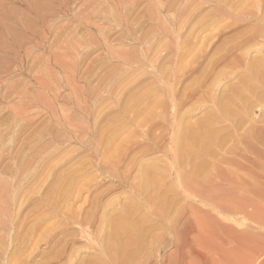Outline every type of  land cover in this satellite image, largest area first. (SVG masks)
<instances>
[{
	"label": "rangeland",
	"instance_id": "1",
	"mask_svg": "<svg viewBox=\"0 0 264 264\" xmlns=\"http://www.w3.org/2000/svg\"><path fill=\"white\" fill-rule=\"evenodd\" d=\"M84 1L85 0L81 1L79 4L72 5L68 17L65 20H55L52 23L51 27L53 29L59 30L60 34H58L56 37H53V40L51 37L46 40L44 39L43 41H37V43H40L38 45L39 48L31 54L30 60L28 61L29 64H27L25 68L17 71V73L10 72L5 77L4 86L0 91V172L4 173L3 176L0 173V176H2L0 177V179L3 182L5 181L7 183V188L9 187L7 189V194L9 197H11L12 195L11 198H13V193H9V190L12 192L17 190V187L14 185L17 178H25L24 176H26L27 173L31 174V170L34 171L38 164L39 166H42L40 164V161L42 163V159L44 158V156L46 157L45 152L47 153L48 151L50 156L52 157L51 160L53 161V163L51 164H55L56 166H58V175L60 174L59 172H61V175L65 176L62 177L63 182L65 181L64 178H69V176L72 175L74 171H76L75 169H78L76 171L77 176L74 180L75 187L73 184V186L70 188V194L73 196L76 194L77 196L74 200L76 202L74 203V207H77L78 204L80 205L84 199H87L89 201L95 195V193L97 194L99 190L100 192L106 190L104 192L102 201H104L107 205H109L110 203V205L108 206L109 208L106 210L110 213L119 209H124V205L125 207H127V205L132 201L131 194L127 188H123V193L122 188L116 187V184L118 183L115 180H112V178L109 176L110 172L114 171L115 167L118 165L119 171L121 173L124 171L125 173L129 165L131 166L138 161H141L142 163L153 161L158 166L165 167L172 163L171 166L175 165L173 168L176 169V164L172 162L173 160L171 158L174 154L172 153V138L177 122L183 121L186 124L197 125L199 123L198 121H204V119H206L209 115L214 113V111L219 109V102L223 100V97L225 98V96L227 97L228 94L233 93L234 89L236 90L238 85H240V78H242V76L244 75L243 71L246 70L245 67L248 63L247 61H250L253 58H264V25L262 24L263 27L259 25V27L257 26L256 22H243L244 24H240L236 21L237 19L234 18L236 17L235 10H238L240 8L245 12L250 11L251 13L254 12L260 15V13H263L264 11V0H261V2L263 1V3L259 2L260 0H88L83 5ZM222 1H226V4ZM243 1L247 3V6ZM133 2L136 3V6L131 8L130 5ZM217 2H219V4ZM253 2H256V4L254 5ZM0 3L5 2L4 0H0ZM222 3L225 5L222 6ZM259 3L261 8L258 5V7H256L257 9L255 8L257 11L254 9L256 12L251 9V5H254V8ZM217 4L219 6L221 4L224 9L221 6L220 7L222 9L218 7ZM238 4L240 5L238 6ZM246 8H250V10ZM259 8L261 10L263 8L262 12L261 10H259ZM223 10L228 11L227 13H225L226 11L224 12ZM220 13H222V15H220ZM215 17L218 18V20H215ZM239 18L240 17H238V20ZM82 22L83 24H93V28L99 32H95L94 30L86 28L82 25ZM57 27L60 29H58ZM260 29H262L263 32ZM257 30L260 31V33L262 32L261 34L263 35V37L260 33L259 37L255 36L257 34L255 31ZM104 39H107V43L105 44L103 42ZM176 39L177 41L179 40V43H176ZM256 39L258 40V43ZM142 40L148 41V43L145 41L143 42ZM240 40L242 41L243 46ZM243 40L247 41L244 42ZM185 41L186 43H184ZM158 42L160 43L158 44ZM183 43L186 44V46ZM188 43H190L191 45ZM180 44L181 46H179ZM182 44L184 45L185 49L183 48ZM249 46L255 47L254 49H256L258 52L254 50L253 47H251L253 51L251 50V48L248 50L247 48ZM140 48L143 50H141ZM175 48H179V50ZM186 48H188L189 51L187 50L186 52ZM132 51H135L134 53H136L137 55L140 53L139 56L142 53L141 57H144L138 58V56L134 54L136 58L134 57V59L131 60V63L135 60V63H137L136 65H138L140 62L137 68L138 70H136L137 66L135 65V63L131 66L135 68L134 70H136V72L132 69L134 71L133 72L127 64H123L121 63V61L116 60V58H112V56H118L120 55V53L121 55H124V53L133 55ZM142 51H144V53H150V59L149 57H146V53V56H144V53ZM181 52L186 53L182 54ZM224 54H226L228 57L225 63L222 64L223 66L220 65L218 67H213L208 64L212 59H217V56L220 57ZM141 59H143V61ZM147 59L150 63L146 62ZM48 61L52 62L53 66L50 65L48 66V68H45L44 63ZM193 61H195L196 63H194ZM178 63H181V65L179 66ZM191 63L193 64V66H190L192 65ZM176 65L179 68H176ZM182 65H184V68L182 67ZM194 65H196V67ZM163 67H165V70H163ZM143 68L145 69L143 70ZM180 69L182 71H180ZM175 70L177 72L176 74L171 73L175 72ZM162 71H164V73H162ZM169 71L170 73H168ZM234 71L235 73H233ZM141 72L144 75H142ZM181 72L182 74H184L180 75ZM160 74L166 75L163 76ZM171 74L173 75V78L170 77ZM218 74L219 76L222 74V77L220 76L221 80ZM37 76L39 77L40 81L42 80L39 83L33 81ZM181 76L183 78H181ZM216 76L218 77V79H216ZM174 77L176 78V80ZM169 78H171V80ZM169 80L172 82V84ZM212 80L214 83L212 82ZM167 81L169 82L167 83ZM175 81H178V83H176ZM217 82L219 84H217ZM108 83L111 85V87H109L110 85ZM113 83L114 85H116L115 87L113 86ZM117 83L120 86H118ZM170 85H174V87L176 88L173 89L172 87L171 89V87H169ZM195 86L197 87L195 88ZM210 86L212 87V89L210 88ZM47 88L48 91H46ZM204 88L205 91H208L207 89L210 88V92L207 94V92L203 91ZM185 89L186 91L189 89L190 90L186 92ZM171 91H173L174 93L177 92V94H174V101H179L180 106H173V104L176 102L170 101L171 98H169V94L173 93ZM192 92L194 93V97ZM184 94L187 95L185 96ZM199 95H201L202 97ZM204 96L208 97L203 98ZM185 97H187L188 99ZM131 99H133V109L129 108L130 110H126L127 104ZM151 99H154L153 102ZM247 99V102H244L245 99L241 102H244V104L246 105H248L247 103H252V110L250 109L249 112L247 111V113H242V111H244L242 108H244L245 105L243 104V106H240L242 105V103L238 104L239 102H237L235 103V106H233L235 107V113L233 112V115L227 116L226 119H224V117H220L223 120L218 118L219 121L218 119L215 121L214 126L220 140L219 143L214 146V149L215 147H217L218 154H220L218 157L214 155V157L216 156V158H218L217 161L216 159L215 161H212V159H210L213 158V155H210L212 157H207V161L209 162V164H207L208 166H206L205 171L207 175L206 177H204V173L201 176L202 178L200 177L197 180L199 182H197V185L201 187V189L203 188L202 186H209L207 184L211 179L209 180L208 178H213L219 173V170L221 169L220 165H223V171L220 170L222 175H220L221 173L218 174L219 179L220 177L223 178L224 176H227V174L224 172V167L226 166V164H221L222 161L221 159H219L220 155V158L223 159L224 157H227V154L231 152L232 148L237 153L240 151L244 152L246 149V153L249 152L248 155L254 158V156H252L253 153L251 152H254L256 149L261 147L258 143H250L248 139H244L246 140L245 142L241 141L244 136L247 135L246 133H244L245 130V132H252L257 130L256 135L258 136H261V134L264 133V95L258 98L251 96ZM162 100L163 102L158 105V102ZM214 106L218 108L215 110ZM239 107L242 108L240 109ZM149 110L150 113H148ZM236 110L240 112H237L238 114H236ZM127 114L129 116H127ZM113 119H116V121L113 122ZM222 121L225 123V125ZM254 124L255 126H253ZM117 125H120L118 129H116ZM250 126L251 128H248ZM109 132L113 133L111 134L113 135L111 138L107 137ZM225 134H227V138ZM224 138L226 139L224 140ZM120 142L122 143V145ZM242 142H244V144ZM115 146H118L117 150L112 148ZM234 146L237 147V151L236 147L234 149ZM41 148L42 150H44L42 151ZM222 149H224V152H227H225L224 154ZM106 150L108 151V153ZM217 150L215 149L213 151V154L217 153L215 152ZM43 153L45 154L44 156H42ZM108 154L117 156L115 160H117L118 162L115 160H113L112 162ZM231 156L232 155L229 154V157ZM40 157L41 160L39 161L38 159H40ZM29 159L33 161V163H30ZM260 159L259 164L260 166H262L264 164V159L262 163V159ZM23 160L25 162H23ZM219 160L221 161V163L218 164V171H214L212 167L213 165L211 166V164L214 162L218 163ZM132 161L134 162L131 163ZM32 164L36 167H31L30 165ZM114 164H116V166H114ZM24 166L25 168H23ZM231 167H233V165ZM27 168L29 170L28 172ZM23 169H25V173L23 172ZM260 169H262V167ZM4 170L7 173H5ZM82 171L83 173H81ZM212 171L215 172L216 175L213 174ZM136 173V169L129 172V181L130 179L132 181ZM208 173H212L213 176L211 177ZM238 173H242V176L246 175L244 178H246L247 184H250V182L252 181L257 182L258 186L261 184L259 186L261 189L259 187L258 188L262 192L253 198L254 203H249L247 199L245 200V198H243L242 200L241 198H237V196H228L230 197V199L225 198V201H227L228 199L229 202H225L223 200L224 203L230 204V208L231 206L237 207V205L238 207H245V209H239H241L242 211L244 210L243 212L246 215H244L241 210L232 212V210H229L230 208L226 209L225 207V212L223 210V213H221L218 208V211H216L219 213H216L215 208L208 205V203H205L203 197L199 195V193H197L195 196L199 195L201 197H189L186 196V194H178L171 191L169 193L170 195L167 196L170 205L168 206L166 211L165 222H163V220L153 218L151 219V221H149V223L145 225L147 226L149 224L147 235L140 241V244L138 245V251L133 252L132 249V253L130 254V256H132H129L130 259L128 258L125 264H264V230L261 228L262 224L264 223V221L262 220L264 219V206H257L256 203L257 201L261 202L262 199L264 200V177H262L264 175H262V172H259L262 176L258 172L256 174H250V171H248V173L246 172V174L244 175L243 173L245 172H236L235 174ZM16 175H19L21 177L17 176L16 178ZM251 175L255 176L254 178L257 179L251 178ZM51 176H53V173L50 175V178H52ZM174 177L175 173H172L170 177L165 176L164 181L167 185H173L174 187L176 184L175 188H178V183L173 180ZM204 178L205 180L206 178L209 180L208 183H206L207 181H204ZM95 183L100 186V189L96 188V186L94 185ZM220 184H222L221 180ZM210 186L212 187V183ZM10 187L11 189L15 188L16 190L14 189L13 191L10 189ZM204 188H206L205 190H207V187ZM84 189L90 190L85 192L86 190ZM208 189L210 188L208 187ZM111 192L113 193L111 194ZM116 192H119L120 194H116ZM121 193H123V195H121ZM125 195L127 196V199L124 197ZM112 196L113 200L111 198ZM129 198H131V200ZM220 198L222 199L223 196H220ZM3 199L0 202L1 204L3 203V201L6 202L7 198L5 200ZM8 199L10 200V198ZM221 199L219 201H222ZM239 199H241L243 203ZM87 200L86 204L88 203ZM108 200L111 201L109 202ZM12 202L10 200L8 201V204L11 206ZM240 202L242 204L239 205L238 203ZM70 203V201H65L66 205ZM63 204L64 202L61 203V205ZM86 204H84L83 207L84 211L90 208V205H88V208ZM189 204L191 205V207H189ZM246 204L248 207L245 206ZM9 205L6 209L3 208L5 212L6 210H9L6 213L4 211H1L0 209V264H10L8 262L12 263L14 261H16L14 262L15 264H18L17 262L20 259L22 260V262L19 264H23L24 260L22 257H24V254L20 255L19 251L17 252L16 250L17 241L15 239V234L18 230L16 228L14 229L13 226V223H15L17 220V217L15 216L17 209L14 205L12 207L15 208L9 207ZM115 205H118L119 209L118 206ZM113 206L115 209L113 208ZM143 210L146 211V209ZM143 210L139 209L135 211L136 213H133L136 216L138 212V216H132L133 218H136H134L135 221L140 219V215H144L142 213L144 212ZM106 211L105 209L101 210L99 212L100 215L98 214V216H103ZM3 212L6 214V216H4ZM192 214L193 217L190 216ZM13 218L15 220H13ZM11 219L12 221H10ZM2 220L3 223L6 220L10 221V223L12 222V224L10 225H12L11 227L14 230L11 227H5L6 223L8 224V222H5L3 224ZM208 220L210 221L208 222ZM218 220L220 221L218 222ZM54 221L52 219H48L45 222L51 223ZM210 225L212 227H210ZM96 226L97 225L95 224L94 227L96 228ZM94 227L91 232L92 234H95L96 237H98L101 234V232L99 231L100 228L98 229L97 227L95 229ZM189 227H192L193 229H189ZM227 227H229V229ZM6 228L10 229L11 232L10 230L7 231ZM1 230L5 231L2 232ZM173 230H175V232L177 233L180 232L178 233L180 235V238L178 239L182 243V247L179 250V253L175 252V248L173 246V242H175L176 239V234L173 233ZM230 230L232 232H230ZM212 231L215 236H213V233L210 234V232ZM234 231L237 233H235ZM8 233H10V235ZM218 234H221V236H219ZM41 236H43L45 240L42 239L43 241H41L39 236H36V238L38 237L40 243H38V247L36 246L37 248L35 249V255L33 254L34 260L38 262V260L41 259L40 255L41 257H44V260H49H45L46 262H44V264H55L57 262V258L61 257L63 259L66 258L64 261L67 260L69 249L62 253L61 251H58L56 250V248H54V243L63 238L61 234L57 235V237H54L50 245H48L49 243L47 242L50 241L49 235L42 234ZM234 236H236V240ZM181 237L184 239V241ZM13 239L14 241H16L15 243L13 242ZM35 240L38 241L34 238L33 241ZM31 243L34 244V242ZM83 243L84 240L83 242H77V244L73 245L72 247H80L79 249L81 251L84 250L81 255L85 257H89L90 255L97 253L95 248H84L85 244ZM33 244H30L31 246L27 248V253L30 252V247L33 248ZM88 245L90 246L92 244ZM13 248L15 249L12 251ZM16 252L19 255H14L16 254ZM46 252H48L49 254L47 253L46 256H42V254H46ZM50 252H57V255L55 254L51 257ZM48 255L50 257H48ZM16 256H18L17 259H15ZM53 257H55L56 260L55 258L54 260H52ZM254 258L256 259L254 260ZM77 262L79 263V261ZM77 262L75 261L76 264H78Z\"/></svg>",
	"mask_w": 264,
	"mask_h": 264
},
{
	"label": "bare ground",
	"instance_id": "2",
	"mask_svg": "<svg viewBox=\"0 0 264 264\" xmlns=\"http://www.w3.org/2000/svg\"><path fill=\"white\" fill-rule=\"evenodd\" d=\"M81 1L83 0H4L5 3H0V91L4 86L5 83V77L10 73H17V71H20L21 69L25 68L27 66L28 61L30 60L31 54L37 50L39 48V44L37 43V41H43L44 39H49L52 37H56L58 34H60L59 30L53 29L52 23L55 20H65L68 17V14L70 12L71 6L72 5H76L79 4ZM88 0H85L83 5L87 2ZM114 1V0H112ZM240 1V0H239ZM238 1V2H239ZM245 1V0H244ZM243 1V2H244ZM256 1V0H254ZM259 1V0H257ZM226 4V1H222ZM242 2V1H241ZM240 2V3H241ZM261 2V0L259 1ZM219 4V2H217ZM254 5L256 4V2H253ZM263 3V1L261 2ZM108 4V3H107ZM217 4L218 7L220 6ZM222 3V6L225 5ZM243 4V3H242ZM244 4L246 5L247 3L244 2ZM228 5V4H227ZM235 5V4H234ZM240 4H238L239 6ZM251 5L250 7H252L251 9H255L256 7H258V5L260 6V3L257 4L254 8ZM264 5V4H263ZM262 5V6H263ZM136 6V3L133 2L130 7L133 8ZM221 6V7H222ZM233 6V5H232ZM247 6V5H246ZM216 7V6H215ZM220 7V8H221ZM228 7V6H227ZM249 7V6H248ZM219 8V9H220ZM223 8V7H222ZM221 8V9H222ZM229 8V7H228ZM227 8V9H228ZM232 8V7H231ZM239 8V7H238ZM261 8V6H260ZM259 8V10H261ZM216 9V8H215ZM220 9V10H221ZM224 9V8H223ZM226 9V8H225ZM236 9V8H235ZM245 9V8H244ZM248 9V8H246ZM257 9V8H256ZM255 9V10H256ZM219 10V12H220ZM250 10V8L248 9ZM254 10V11H255ZM263 10V8H262ZM261 10V12H262ZM201 11V10H200ZM224 11V10H223ZM222 11V13H223ZM226 11V12H225ZM224 12L227 13L228 10H225ZM247 11V10H246ZM257 11V10H256ZM255 11V12H256ZM232 12V11H231ZM260 12V11H258ZM212 13V12H211ZM222 13H220V15H222ZM224 13V14H225ZM110 14V13H109ZM230 14V13H229ZM233 14V13H232ZM236 14V15H235ZM235 16L240 17L238 20V17H234L235 19H237L236 21L238 23H250V22H256L257 26H262V24L264 25V11L263 13H260V15H258L257 13H251L249 12H245L243 10L240 9H236L235 10ZM192 19V18H191ZM206 19V18H205ZM212 19V18H211ZM218 20V18L215 17V20ZM221 19V18H220ZM57 22V21H56ZM86 22V21H85ZM181 22V21H180ZM235 22V21H234ZM233 22V23H234ZM215 23V22H214ZM221 24V23H220ZM239 24V25H240ZM244 24V23H243ZM82 25L85 26L86 28H89L91 30H94L95 32H99L96 31V29L93 28V24H89V23H84L82 22ZM93 25V26H92ZM214 25V24H213ZM216 25V24H215ZM230 25V24H228ZM227 25V27H228ZM234 25V24H231ZM211 26V25H210ZM259 26V27H260ZM226 27V28H227ZM230 27V26H229ZM232 27V26H231ZM238 27V26H237ZM240 27V26H239ZM263 27V26H262ZM261 27V28H262ZM58 28V27H57ZM225 28V29H226ZM264 28V27H263ZM60 29V28H58ZM223 29V28H221ZM233 29V28H231ZM238 29V28H237ZM256 29V28H255ZM259 29V28H258ZM262 30V29H260ZM257 34L255 36H260V31H255ZM260 33V34H259ZM100 34V33H99ZM215 35V34H214ZM262 35V34H261ZM212 36V35H211ZM149 37V36H148ZM201 37V36H200ZM207 37V36H206ZM218 37V36H217ZM263 37V35H262ZM261 37V38H262ZM215 38V37H214ZM132 39V38H131ZM161 39V38H160ZM213 39V38H211ZM218 39V38H217ZM247 39V37H246ZM263 39V38H262ZM171 40V39H170ZM189 40V39H188ZM242 40V39H241ZM240 40V41H241ZM257 40V39H256ZM255 40V43H256ZM106 41V42H105ZM143 41V40H142ZM145 41V40H144ZM143 41V42H144ZM160 41V40H159ZM194 41V40H193ZM212 41V40H211ZM244 42L247 40H243ZM264 41V40H263ZM104 44L107 43V39L103 40ZM148 43V41H145ZM161 42V41H160ZM158 42V44L160 43ZM179 43V40L177 41L176 39V43ZM197 42V41H196ZM153 43V42H152ZM186 43V41L184 42ZM183 43V44H184ZM238 43V42H236ZM235 43V44H236ZM258 43V40H257ZM43 44V43H42ZM143 44V43H142ZM150 44V43H149ZM148 44V45H149ZM154 44V43H153ZM186 46V44H184ZM190 44V43H188ZM187 44V46H188ZM193 44V43H192ZM204 44V42H203ZM242 44V41H241ZM245 44V43H244ZM141 45V43H140ZM178 45V44H177ZM191 45V44H190ZM210 45V44H208ZM212 45V43H211ZM262 45V43H261ZM181 46V44L179 45ZM178 46V47H179ZM193 46V45H192ZM207 46V45H206ZM223 46V45H222ZM236 46V45H235ZM241 46V45H239ZM243 46V44H242ZM42 47V46H41ZM251 47L253 46H249L247 49L249 50ZM167 48V47H166ZM180 48V47H179ZM179 48H175L177 50H179ZM193 48V47H192ZM210 48V46H209ZM234 48V46H233ZM255 47H253L254 49ZM141 49V48H140ZM148 49V48H147ZM146 49V50H147ZM164 49V48H163ZM182 49V48H181ZM185 49V48H184ZM223 49V48H222ZM232 49V48H231ZM143 50V49H141ZM139 50V51H141ZM151 50V49H150ZM148 50V51H150ZM183 50V49H182ZM188 48H186V52H187ZM230 50V48H229ZM252 50V48H251ZM256 50V49H254ZM145 51V50H144ZM144 51H142L144 53ZM185 51V50H184ZM189 51V50H188ZM193 51V50H192ZM201 51V50H200ZM253 51V50H252ZM257 51V50H256ZM133 52V51H132ZM135 52V51H134ZM132 53L133 55H129L128 53H124V55L120 53V55L118 56H112L113 59L116 58V60L121 61V63L123 64H127L130 69L134 70V67H131L132 64L134 65L135 60L131 63V60L134 59L135 55H137L136 53ZM152 52V51H151ZM184 52V53H186ZM208 52V51H207ZM217 52V51H216ZM242 52V51H240ZM258 52V51H257ZM146 53V52H145ZM144 56H146L147 58L150 56L148 53H146ZM182 53V52H181ZM182 53V54H184ZM194 53V52H193ZM224 53V52H223ZM239 53V52H238ZM246 53V51H245ZM135 54V55H134ZM140 54V53H139ZM139 54L137 55L138 58H144L141 57V55L139 56ZM179 54V53H178ZM229 54V52H228ZM201 55V54H200ZM214 55V54H213ZM220 55V54H218ZM233 55V54H232ZM245 55V54H244ZM177 56V54H176ZM183 56V55H181ZM185 56V55H184ZM264 56V55H263ZM227 55L224 54L223 56L218 57L217 59H212L211 61H209V65L211 66H220L223 63H225V61L227 60ZM232 57V56H231ZM136 58V57H135ZM213 58V57H212ZM150 59V57H149ZM178 59V58H177ZM184 59V58H183ZM34 60V59H33ZM143 61V59H141ZM173 60V58H172ZM239 60V59H238ZM140 61V59H139ZM149 60L147 59L146 62H148ZM155 61V60H154ZM178 61V60H177ZM231 61V59H230ZM157 62V61H156ZM155 62V64H156ZM182 62V61H181ZM194 63H196L195 61H193ZM247 65H246V70H242L244 72V75L242 76V78H240L241 82L240 85H238V87L236 88V90L232 89L233 93L228 94V96L225 98L223 97V100H221L219 102V109H217L215 106V110L214 113H212L211 115H209L206 119H204V121L200 122L197 125H190V124H186L183 121L181 122H177L176 128H175V132L172 138L173 141V146H172V150L171 152L174 153L172 156V162H174L176 164V169H174L173 167L175 166H171V164L167 165V167L165 166H158L157 164H155L153 161L151 162H144L142 163L141 161L136 162L134 164H132L131 166L129 165L127 170L121 173L118 169V165L116 166V164H114L115 170L110 172V177L112 178V180H115L118 184H116L117 188H127L131 194V198L132 201L128 204L127 202V207H125L124 205V209H119L118 205V209L116 211L113 212H108L106 211L110 205V201L108 202L109 205H107L104 201H102L103 197H104V192H100V190L97 192V194L95 193V195L88 201L87 199H84L82 201V203L76 207H74V203H76L74 200L76 199V192L74 193L75 195H71L70 194V188L73 186L74 184V180L77 176V170L73 172L72 175L69 176V178H64V182L61 175V172H59L60 176L57 173V168L58 166H56L55 164H51L53 163V161L51 160L52 157L50 156L49 152L47 151L46 157L44 156L45 154L43 153L42 156H44V158L42 159V163H41V157L40 159H38L40 161V164L42 166H33L30 165L31 167H36L35 170H31V174L27 173L26 176H24L25 178L23 179H19L17 178L16 175V184L14 183V185L17 187V190L14 191V189L10 187L11 190H13L14 192L9 190V193L11 192V194L13 193V198L12 195L11 197L8 196V188H7V183L4 181H2L0 179V202L1 200H5L6 198V202L3 201V203H0V209L1 211H4V209L7 208L8 201L11 200L12 204L11 206L9 205V207H12L13 205L16 207V217L17 220L15 223H13L14 225V229L16 228L17 232L15 234V239L17 241V245H16V250L17 252L19 251L20 255L24 254L23 260L24 263L23 264H44V262H46L44 260V257H41L38 260V262L36 260H34V253H35V249L38 247V243H40V241L38 240V237L36 238V236H39L40 240L43 241L42 239L43 235L48 234L49 235V240L47 241L50 245L52 243V239L54 237H57V235H62L63 238L61 240H58L57 242L54 243V248H56V250L61 251L62 253L67 251V249H69L68 252V256H67V260L64 261L65 259L61 258H56L53 257L52 260H55L54 263L55 264H74L75 261H79L78 264H125L127 262V259L129 258L130 254L132 253V249L133 252L138 251V245L140 244V241L143 239V237H145L147 235L148 232V228H149V224L147 226H145L147 223H149V221H151V219L156 218L158 220H163V222H165L166 220V211L168 206L170 205L169 200L167 199V196L170 195L169 193L172 192H176L178 194H186V196L189 197H194L197 193H199V195H201L205 201V203H208V205L212 206L215 208V211L219 210L221 211V213H223L222 211L226 208H230V204L229 203H224L225 198H229L231 196L235 197L237 196V198H241L243 200V198H245V200L247 199V201L249 203H254V197H256V195H259L262 191L260 190L261 188L258 186L257 182H250V184H247L246 178H244L245 176H242L241 172H245L243 173L246 174V172L248 173V171H250V174H256L257 172L259 173H263L262 175H264V164L262 166H260L259 164V159L261 160V163L264 159V133H260L261 136L256 135V131H247L244 133H246L244 136V138L241 141H246L244 139H248V141L250 143H258L260 144V148L256 149L254 152L252 151L250 155L254 156L250 157L248 155L249 152L246 153V149L244 152H235V150H233V148L231 149V152H229V154H231L232 156L229 157V154H227V157H224L223 159L219 157V159H221V161L219 160V162L217 163H212L211 166L213 167L214 171H218V164L221 163L224 165L226 164V166L224 167V172L227 174V176L225 177H220L218 174H220V170L223 171L222 166L220 165V170L219 173L216 175L215 172L212 171L213 174H215L216 176H214L213 178H204V181L206 183H209L207 185L209 186H202L207 187V190H205L206 188H202L199 187L197 184L199 183L197 180L205 173L206 171V166H208L207 164H209V162L207 161V157L210 155H213V158H210L212 156H210L209 158L212 159V161H217L218 158H216V156L218 157V148L215 147V149L217 151V153L213 154L214 152V146H216L219 143V137L217 135V131L216 128L214 126L215 121L220 118V117H224V119L227 118V116L229 115H233L232 113L234 112V108L233 106H235V103L239 102L238 104L242 103L243 106L244 102L248 101V97H261L264 95V58H253L250 61H247ZM150 63V62H148ZM153 63V62H152ZM45 64V68H48V66L52 65V62L48 61ZM137 63H135L136 65ZM140 64V62H139ZM138 64V65H139ZM179 66L181 65V63H178ZM192 64V63H191ZM138 65H136V70H138ZM144 65V64H143ZM142 65V66H143ZM207 65V64H206ZM229 65V64H228ZM227 65V66H228ZM236 65V64H235ZM234 65V66H235ZM141 66V65H140ZM150 66V65H148ZM155 66V65H153ZM177 66V65H176ZM190 66H193L190 65ZM196 67V65H194ZM223 66V65H222ZM174 67V65H173ZM182 67L184 68V65H182ZM187 67V66H186ZM225 67V66H224ZM229 67V66H228ZM142 68V67H140ZM139 68V69H140ZM154 68V67H153ZM152 68V69H153ZM165 67H163V70ZM176 68H179L178 66ZM175 68V69H176ZM231 68V67H230ZM145 68H143L144 70ZM182 69V68H181ZM180 69V71H182ZM192 69V68H191ZM208 69V68H207ZM224 69V68H223ZM234 69V68H232ZM237 69V68H236ZM241 69V68H240ZM119 70V69H118ZM126 70V69H125ZM132 70V71H133ZM136 70H134L136 72ZM155 70V69H154ZM179 70V69H177ZM193 70V69H192ZM225 70V69H224ZM228 70V69H227ZM226 70V71H227ZM231 70V69H230ZM131 71V72H132ZM133 71V72H134ZM157 71V70H156ZM155 71V72H156ZM174 71V70H173ZM179 71V72H180ZM184 71V70H183ZM186 71V68H185ZM222 71V69H221ZM126 72V71H125ZM132 72V73H133ZM144 72V71H143ZM188 72V71H187ZM219 72V71H218ZM224 72V71H223ZM237 72V71H236ZM162 73H164V71H162ZM170 73V71L168 72ZM176 74V70L175 72H171ZM215 73V72H214ZM225 73V72H224ZM228 73V72H227ZM235 73V71L233 72ZM116 74V73H115ZM142 74V72H141ZM182 74V72L180 73V75ZM184 74V73H183ZM182 74V75H183ZM213 74V73H212ZM230 74V73H229ZM227 74V75H229ZM232 74V73H231ZM108 75V74H107ZM131 75V74H130ZM144 75V74H142ZM149 75V74H148ZM158 75V74H157ZM160 75H166V74H160ZM205 75V74H204ZM211 75V74H210ZM222 75V74H221ZM220 75V76H221ZM224 75V74H223ZM234 75V74H233ZM141 76V75H140ZM168 76V74H167ZM173 75L171 74L170 77H172ZM215 76V74H214ZM219 76V74H218ZM219 76V77H220ZM225 76V75H224ZM131 77V76H129ZM138 77V76H137ZM151 77V76H150ZM200 77V76H199ZM217 77V76H216ZM222 77V76H221ZM220 77V80H221ZM228 77V76H227ZM234 77V76H231ZM102 78V77H101ZM109 78V76H108ZM120 78V77H119ZM118 78V79H119ZM173 78V77H172ZM175 78V77H174ZM179 78V77H178ZM181 78H183L181 76ZM210 78V77H209ZM208 78V79H209ZM229 78V77H228ZM239 78V77H238ZM111 79V77H110ZM113 79V78H112ZM137 79V78H136ZM162 79V78H161ZM160 79V80H161ZM171 80V78H169ZM218 79V77L216 78ZM224 79V78H223ZM169 80V81H170ZM176 80V78H175ZM203 80V78H202ZM215 80V78H214ZM219 80V82H220ZM34 82L39 83L41 82L39 77L37 76L34 80ZM113 81V80H112ZM136 81V80H135ZM139 81V80H138ZM167 81V83L169 82ZM196 81V80H195ZM199 81V80H198ZM217 81V80H216ZM103 82V81H102ZM121 82V81H120ZM151 82V81H150ZM157 82V81H156ZM171 82V81H170ZM176 83H178V81H175ZM213 82V80H212ZM134 83V82H133ZM132 83V84H133ZM163 83V82H162ZM174 83V80H173ZM214 83V82H213ZM109 84V83H108ZM112 84V83H111ZM165 84V82H164ZM172 84V82H171ZM209 84V83H207ZM217 84H219L217 82ZM215 84V85H217ZM110 85V84H109ZM108 85V86H109ZM118 85V83H117ZM134 85V84H133ZM152 85V84H151ZM200 85V84H199ZM212 85V84H211ZM214 85V86H215ZM237 85V84H236ZM113 86L115 87L116 85ZM120 86V85H118ZM130 86V85H129ZM160 86V85H159ZM176 86V85H175ZM183 86V85H182ZM192 86V85H191ZM111 87V85L109 86ZM152 87V86H151ZM165 87V86H164ZM169 87H174V85H170ZM186 87V86H185ZM197 86H195L196 88ZM203 87V86H202ZM130 88V87H129ZM168 88V87H167ZM206 88V87H205ZM205 88L203 91H205ZM210 88L212 89V87L210 86ZM209 88V89H210ZM111 89V88H110ZM183 89V88H182ZM200 89V88H199ZM207 89L208 91L207 94L210 92V90ZM214 89V88H213ZM50 90V89H49ZM150 90V89H149ZM169 90V89H168ZM190 90V89H189ZM187 90V91H189ZM195 90V89H194ZM201 90V89H200ZM46 91H48V88L46 89ZM112 91V90H111ZM114 91V90H113ZM147 91V89H146ZM154 91V90H153ZM163 91V90H162ZM186 91V89H185ZM186 91V92H187ZM202 91V90H201ZM173 92V91H171ZM185 92V93H186ZM195 92V91H194ZM199 92V91H198ZM147 93V92H146ZM177 94V92H175ZM174 92L171 94H169V98H171V102H176L173 104V106H180L179 105V101H174L175 97H174ZM184 93V91H183ZM189 93V92H188ZM193 93V92H192ZM204 93V92H203ZM113 94V93H112ZM115 94V93H114ZM122 94V93H121ZM155 94V93H154ZM161 94V93H160ZM191 94V91H190ZM199 94V93H198ZM206 94V93H205ZM206 94V95H207ZM213 94V93H212ZM1 95V94H0ZM117 95V94H116ZM185 96L187 94H184ZM197 95V94H196ZM202 95V94H201ZM199 95V96H201ZM210 95V94H209ZM3 96V95H2ZM110 96V93H109ZM136 96V95H135ZM203 96V95H202ZM201 96V97H202ZM215 96V94H214ZM224 96V95H223ZM116 97V96H115ZM142 97V96H141ZM161 97V96H160ZM166 97V95H165ZM164 97V98H165ZM182 97V96H181ZM193 97H194V93H193ZM198 97V96H196ZM195 97V98H196ZM208 97V96H204L203 98ZM111 98V97H110ZM154 98V97H153ZM162 98V99H164ZM187 98V97H185ZM191 98V97H190ZM200 98V97H199ZM198 98V99H199ZM202 98V99H203ZM112 99V98H111ZM135 99V98H134ZM188 99V98H187ZM220 99V98H219ZM244 102H241L242 100H244ZM107 100V99H106ZM117 100V99H116ZM152 100V99H151ZM154 100V99H153ZM152 100V102H153ZM186 100V99H185ZM197 100V99H196ZM209 100V99H208ZM213 100V99H212ZM215 100V99H214ZM236 100V101H235ZM250 100V99H249ZM101 101V100H100ZM114 101V100H113ZM184 101V99H183ZM146 102V101H145ZM155 102V101H154ZM162 101L158 102V105L160 103H162ZM165 102V101H164ZM169 102V101H168ZM178 102V104H177ZM181 102V101H180ZM215 102V101H214ZM103 103V102H102ZM166 103V102H165ZM132 104H133V99H131L126 107V110L129 108H132ZM154 104V103H153ZM167 104V103H166ZM216 104V103H215ZM234 104V105H233ZM248 105L244 104L245 107L242 108L244 111H242V113H247V111L249 112L250 109L252 110V103ZM163 105V104H162ZM185 105V104H184ZM187 105V104H186ZM144 106V105H143ZM161 106V105H160ZM218 106V105H217ZM195 107V106H194ZM213 107V108H214ZM233 107V109H232ZM140 108V107H138ZM144 108V107H143ZM174 108V107H173ZM212 108V109H213ZM240 108V107H239ZM240 108V109H241ZM109 109V108H108ZM123 109V107H122ZM133 109V108H132ZM237 109V108H236ZM130 110V109H129ZM139 110V109H138ZM143 110V109H142ZM210 110V109H209ZM152 111V110H151ZM126 112V111H125ZM138 112V111H137ZM186 112V111H185ZM210 112V111H209ZM213 112V111H212ZM240 111L236 110V114ZM123 113V112H122ZM133 113V112H132ZM150 113V110L149 112ZM235 113V112H234ZM186 114V113H185ZM102 116V115H101ZM127 116H129L127 114ZM131 116V115H130ZM100 118V117H99ZM134 118V116H133ZM138 118V117H137ZM143 118V117H141ZM160 118V117H158ZM117 119V118H116ZM116 119H113V122L116 121ZM164 119V118H163ZM183 119V118H182ZM221 119V118H220ZM232 119V116H231ZM230 119V120H231ZM240 119V118H239ZM238 119V120H239ZM242 119V118H241ZM101 120V119H100ZM143 120V119H142ZM223 120V119H221ZM122 121V120H121ZM146 121V120H145ZM219 121V119H218ZM217 121V122H218ZM229 121V120H228ZM232 121V120H231ZM97 122V121H96ZM171 122V121H170ZM223 122V121H222ZM122 123V122H121ZM219 123V122H218ZM224 123V122H223ZM110 124V123H109ZM146 124V123H145ZM230 124V123H229ZM228 124V126H229ZM243 124V123H242ZM225 125V123H224ZM232 125V124H231ZM241 125V124H240ZM123 126V125H122ZM227 126V124H226ZM252 126V125H251ZM248 127V128H251ZM255 126V124L253 125ZM252 126V127H253ZM107 127V125H106ZM120 127V125L116 126V129H118ZM238 127V126H237ZM256 128V127H254ZM221 129V128H220ZM263 129V128H262ZM126 130V129H125ZM224 130V129H223ZM232 130V129H231ZM261 130V129H260ZM264 130V129H263ZM115 131V130H114ZM145 131V130H144ZM158 131V130H157ZM230 131V130H229ZM113 132V131H112ZM140 133V132H139ZM233 133V132H232ZM231 133V134H232ZM113 133H108L107 137L111 138L113 135H111ZM222 134V133H221ZM229 134V133H228ZM259 134V135H260ZM224 135V134H223ZM227 134H225L226 136ZM238 135V134H237ZM141 137V136H140ZM100 138V137H99ZM144 138V137H143ZM148 138V137H147ZM227 138V136H226ZM224 138V140L226 139ZM97 139V138H96ZM107 140V139H106ZM97 141V140H96ZM123 141V140H121ZM134 141V140H133ZM85 142V141H84ZM109 142V141H108ZM144 142V140H143ZM231 142V141H230ZM233 142V141H232ZM244 142H242L244 144ZM121 143V142H120ZM124 143V142H123ZM237 143V142H236ZM235 143V144H236ZM48 144V143H47ZM223 144V143H222ZM246 144V143H245ZM122 145V143H121ZM124 145V144H123ZM172 145V144H171ZM237 145V144H236ZM241 145V144H240ZM31 146V145H30ZM120 146V145H119ZM126 146V145H125ZM224 146V145H223ZM259 146V145H258ZM88 147V146H87ZM97 147V146H96ZM154 147V146H153ZM236 146H234L235 149ZM257 147V146H254ZM29 148V147H28ZM31 148V147H30ZM49 148V147H48ZM91 148V146H90ZM115 150H117L118 146L112 147ZM242 148V147H241ZM240 148V149H241ZM37 149V146H36ZM35 149V150H36ZM107 149V147H106ZM124 149V148H123ZM214 149V150H213ZM238 149V150H240ZM243 149V148H242ZM42 150V148H41ZM44 150V149H43ZM42 150V151H43ZM48 150V149H47ZM85 150V149H84ZM88 150V149H87ZM109 150V149H108ZM119 150V149H118ZM223 153L224 152V149ZM221 150V151H222ZM233 150V151H232ZM107 151V150H106ZM122 151V148H121ZM170 151V150H169ZM220 151V152H221ZM236 151H237V147H236ZM243 151V150H242ZM104 153V152H103ZM108 153V151H107ZM115 153V152H114ZM117 153V152H116ZM136 153V151H135ZM36 154V153H34ZM68 154V153H67ZM123 154V153H122ZM109 155V154H108ZM117 155V154H116ZM130 155V154H129ZM172 155V154H171ZM214 155H216L214 157ZM16 156V155H15ZM27 156V155H26ZM127 156V155H126ZM225 156V155H223ZM58 157V156H56ZM76 157V156H75ZM117 156H114L113 154L109 155L110 160L113 162V160L116 159ZM61 158V157H60ZM65 158V157H64ZM131 158V157H130ZM24 159V158H23ZM56 159V158H55ZM252 159V160H251ZM25 160V159H24ZM23 160V162H25ZM130 160V159H129ZM30 163L33 161H31L29 159ZM28 161V162H29ZM52 161V162H51ZM117 161V160H115ZM131 161V160H130ZM155 161V160H154ZM211 161V160H210ZM21 162V163H23ZM118 162V161H117ZM121 162V161H120ZM129 162V161H128ZM134 161H132L131 163H133ZM158 162V161H157ZM27 163V162H26ZM57 163V162H56ZM211 163V162H210ZM264 163V162H263ZM129 164V163H128ZM24 165V164H23ZM36 165V163H35ZM59 165V164H58ZM61 165V164H60ZM83 165V164H82ZM233 165V167H231ZM22 166V165H21ZM28 166V165H27ZM62 166V165H61ZM74 166V165H73ZM76 166V165H75ZM90 166V165H89ZM121 166V165H120ZM210 166V165H209ZM7 167V166H6ZM18 167V166H17ZM79 167V166H77ZM103 167V166H102ZM262 167V169H260ZM25 168V166L23 167ZM82 168V167H81ZM74 169V167H73ZM136 169L137 173L136 175L133 177L132 181L128 178V174L129 172L132 170ZM211 169V168H210ZM260 169V170H259ZM17 170V169H16ZM25 169H23V172ZM60 170V169H59ZM58 170V171H59ZM83 170V169H82ZM108 170V169H107ZM1 171V170H0ZM5 171V170H4ZM28 168H27V172H28ZM61 171V170H60ZM73 171V170H72ZM95 171V170H94ZM22 172V173H23ZM101 172V171H100ZM209 172V171H208ZM236 172H240L241 174H235ZM3 176V172H0ZM5 173H7L5 171ZM9 173V172H8ZM13 173V172H12ZM17 173V172H16ZM53 173V176H51L52 178H50V175ZM83 173V171L81 172ZM99 173V172H98ZM172 173H175V177L173 180L176 181V183H178V188L175 187L173 185H167L164 181L165 176H171ZM212 173H208L211 177L213 176ZM259 173V174H260ZM0 174V175H1ZM106 174V173H105ZM135 174V172H134ZM212 174V175H211ZM225 174V175H226ZM235 174V175H233ZM10 175V174H9ZM64 175V174H63ZM206 177V173L204 174ZM222 175V173L220 174ZM261 175V174H260ZM261 175V176H262ZM0 176V177H2ZM11 176V175H10ZM99 176V175H98ZM235 176V177H234ZM259 176V175H258ZM256 176V177H258ZM260 176V178H261ZM21 177V176H19ZM79 177V176H78ZM109 177V179H110ZM130 177V176H129ZM255 176L251 175V178H254ZM264 177V176H262ZM81 178V177H80ZM202 178V177H201ZM222 178V179H221ZM62 179V180H61ZM257 179V178H254ZM259 179V178H258ZM80 180V179H79ZM107 180V179H106ZM219 180V181H218ZM220 180L221 183L220 184ZM88 181V179H87ZM86 181V182H87ZM90 181V179H89ZM98 181V180H97ZM203 181V182H204ZM12 182V181H11ZM14 182V181H13ZM81 182V181H80ZM198 182V183H197ZM201 182V181H200ZM204 182V183H205ZM9 183V182H8ZM88 183V182H87ZM90 183V182H89ZM169 183V182H168ZM181 183V184H180ZM203 183V184H204ZM212 183V187L210 186ZM264 183V181H263ZM10 184V183H9ZM77 184V182H76ZM100 184V183H99ZM82 185V183H81ZM93 185V184H92ZM96 186V188L100 189V186L95 183L94 184ZM14 186V187H15ZM201 186V185H200ZM75 187V184H74ZM87 187V186H86ZM85 187V188H86ZM93 187V186H92ZM208 187L210 189H208ZM260 189H259V188ZM84 188V187H83ZM88 188V187H87ZM86 188V189H87ZM175 188V189H174ZM84 189V190H86ZM113 189V188H112ZM83 190V191H84ZM90 190V189H88ZM88 190H86L85 192H87ZM109 190V189H108ZM111 190V189H110ZM181 190V191H180ZM263 190V188H262ZM77 191V189H76ZM79 191V190H78ZM113 191V190H112ZM122 191V190H120ZM119 191V192H120ZM118 192V193H119ZM124 193V189L122 191ZM128 192V191H125ZM113 192H111L112 194ZM115 193V192H114ZM116 192V194H118ZM123 193H121V195H123ZM120 194V193H119ZM264 194V192H263ZM197 195V196H199ZM8 196V197H7ZM92 196V195H91ZM119 196V195H117ZM130 196V195H129ZM195 196V197H197ZM199 196V197H201ZM220 196L223 198L221 199ZM227 196V197H226ZM230 196V197H228ZM109 197V195H108ZM125 198L127 197L126 195L124 196ZM232 197V200H233ZM10 198V200L8 199ZM87 198V197H86ZM113 200V196L111 197ZM116 198V197H115ZM120 198V197H119ZM123 198V197H122ZM131 198H129L131 200ZM264 198V195H263ZM79 199V198H78ZM89 199V198H88ZM118 199V198H117ZM127 199V198H126ZM125 199V200H126ZM222 201H219V200ZM241 199H239L241 201ZM86 200L88 201V203L86 204ZM224 200V201H223ZM65 201H70L71 203L66 205ZM78 201V200H77ZM81 201V199H80ZM203 201V200H202ZM227 201L229 202V200L227 199ZM225 201V202H227ZM237 201V200H236ZM64 202L63 205H61V203ZM73 202V203H72ZM176 202V201H175ZM178 202V201H177ZM231 202V201H230ZM238 202V201H237ZM236 202V203H237ZM243 203V201H241ZM238 203L239 205L242 203ZM246 203V202H244ZM257 206H264V200L262 199L261 202H256ZM84 204L90 205L88 208V210L84 211L83 207ZM112 204V203H111ZM115 204V203H114ZM113 204V205H114ZM117 204V203H116ZM122 204V203H121ZM124 204V203H123ZM190 205V204H189ZM194 205V204H193ZM236 205V204H235ZM247 206V204L245 205ZM12 207V208H15ZM111 207V206H110ZM123 207V206H122ZM172 207V206H171ZM175 207V206H174ZM191 207V205L189 206ZM225 207V208H224ZM248 207V206H247ZM256 207V205H255ZM4 208V209H3ZM114 208V206H113ZM111 208V209H113ZM117 208V207H116ZM232 208V209H231ZM229 210H232V212H235L237 210H241L239 208H244L245 207H232ZM3 209V210H2ZM9 209V208H8ZM105 209V213L103 214V216L99 217L98 214L100 215V211ZM115 209V208H114ZM143 210L146 209V211L142 212L144 215H140L139 216V220L135 221V217L138 216V212L137 215L135 216L136 213L135 211L137 210ZM177 209V208H176ZM195 209V208H193ZM213 209V208H212ZM255 209V208H254ZM261 209V208H260ZM15 210H14V214H15ZM9 210H6V212ZM11 211V210H10ZM192 211V210H191ZM209 211V210H208ZM216 213H219L217 212ZM228 211V210H227ZM244 211V210H243ZM241 210V212L244 214ZM4 216H6V212L4 213ZM103 212V211H102ZM225 212V210H224ZM240 212V213H241ZM228 213V212H227ZM246 213V212H245ZM102 214V213H101ZM169 214V213H168ZM230 214V213H229ZM233 214V213H232ZM252 214V212H251ZM262 214V213H261ZM1 215V214H0ZM8 215V214H7ZM135 216L134 218L132 216ZM216 215V214H215ZM220 215V214H219ZM223 215V214H222ZM246 215V214H244ZM9 216V215H8ZM171 216V215H170ZM193 217V214L190 215ZM221 216V215H220ZM249 216V215H247ZM253 216V214H252ZM264 216V215H263ZM235 217V216H234ZM12 218V217H10ZM195 218V217H194ZM214 218V217H213ZM248 218V217H246ZM7 219V217H6ZM48 219H52L54 222L51 223H47L45 222ZM138 219V217H137ZM13 220H15L13 218ZM155 220V219H154ZM217 220V219H216ZM264 221V219H262ZM12 221V219L10 220ZM10 221L6 220L5 222H8V224L6 223L5 227H11L12 222L10 223ZM210 220H208L209 222ZM214 221V220H213ZM220 220H218L219 222ZM222 221V220H221ZM227 221V220H226ZM254 221V220H253ZM4 222V223H5ZM262 222V221H261ZM3 223V220H2ZM3 223V224H4ZM237 223V222H236ZM258 223V222H257ZM95 224L97 225L96 228L98 227V229L100 228V232L98 237H96L95 234H92V229L95 226ZM211 224V223H210ZM215 224V223H214ZM226 224V223H225ZM242 224V223H241ZM259 224V223H258ZM161 225V224H160ZM219 225V224H218ZM224 225V224H223ZM239 225V224H238ZM2 226V225H1ZM228 226V225H227ZM210 227H212L210 225ZM12 228V227H11ZM95 228V227H94ZM95 228V229H96ZM192 227H189V229ZM224 228V227H223ZM229 229V227H227ZM226 228V229H227ZM233 228V227H232ZM261 228L264 230V223L262 224ZM260 228V229H261ZM3 229V227H2ZM7 229V228H6ZM13 229V228H12ZM13 229V230H14ZM163 229V228H162ZM174 229V228H173ZM177 229V228H176ZM193 229V228H192ZM227 229V230H228ZM230 229H231V224H230ZM10 229H7V231H9ZM152 230V229H151ZM161 230V229H160ZM211 230V229H210ZM2 232H4L5 230H1ZM174 234H176V239L175 242H173V246L175 248V252H180L179 250L181 249V245L182 243L180 242V240L178 238H180V235L178 233L180 232H175V230H173ZM225 231V230H224ZM11 232V230H10ZM201 232V231H200ZM216 232V231H215ZM227 232V231H226ZM229 232V231H228ZM230 232H232L230 230ZM235 232V231H234ZM233 232V233H234ZM7 233V232H6ZM213 233L210 232V234ZM219 233V232H218ZM225 233V232H224ZM237 233V232H235ZM234 233V234H235ZM3 234V233H2ZM1 234V235H2ZM10 235V233H8ZM150 234V233H149ZM182 234V233H181ZM102 235V236H101ZM179 235V236H178ZM219 235V234H218ZM223 235V234H222ZM225 235V234H224ZM227 235V234H226ZM14 236V235H13ZM41 236V237H40ZM213 236L214 233H213ZM221 236V234L219 235ZM233 236V235H232ZM239 236V235H238ZM237 236V237H238ZM48 237V236H47ZM162 237V236H161ZM236 236H234L235 238ZM37 239L38 241H33V239ZM182 238V237H181ZM230 238V237H229ZM233 238V237H232ZM257 238V237H256ZM183 239V238H182ZM181 239V240H182ZM45 240V239H44ZM85 246L84 248H95L96 252L93 255H90L89 257H85L82 256L81 253L84 252L81 251L79 248L80 247H75L73 248V245H76L77 242H83ZM212 240V239H211ZM215 240V239H214ZM236 240V238H235ZM238 240V238H237ZM16 241L13 242L15 243ZM54 241V240H53ZM144 241V240H143ZM147 241V240H146ZM184 241V239H183ZM4 242V241H3ZM31 242H34L31 243ZM186 242V240H185ZM37 243V244H35ZM30 244H33V248L30 247V252L27 253V248L29 246H31ZM82 244V245H83ZM88 244H92V245H88ZM143 245V244H142ZM5 246V245H4ZM15 246V245H14ZM37 246V247H36ZM2 247V246H1ZM133 247V248H132ZM143 247V246H142ZM3 248V247H2ZM15 248L12 249V251ZM39 249V248H38ZM259 249V248H258ZM2 250V249H1ZM11 252V251H10ZM15 252V251H14ZM16 252V254L14 255H19ZM54 252V251H53ZM60 252V253H61ZM39 253V252H38ZM43 253V252H42ZM41 253V254H42ZM48 252H46V254H42V256H46ZM57 253V252H56ZM56 253H51L50 252V256H54ZM59 253V255H60ZM261 253V252H260ZM13 254V253H12ZM34 254V255H33ZM40 254V253H39ZM49 254V253H48ZM53 254V255H52ZM136 254V253H135ZM140 254V253H139ZM10 255V254H9ZM57 255V254H56ZM58 255V256H59ZM66 255V253H65ZM48 255V257H50ZM62 256V255H61ZM132 256V255H131ZM130 256V257H131ZM47 257V258H48ZM60 257V256H59ZM250 257V256H249ZM248 257V258H249ZM257 257H261V256H257ZM18 256L15 257V259H17ZM21 258V257H20ZM178 258V257H177ZM2 259V258H1ZM12 259V258H11ZM14 259V258H13ZM50 259V258H49ZM63 259V260H62ZM130 259V258H129ZM256 258H254L255 260ZM21 260V259H20ZM18 260V264L22 262V260L20 261ZM173 260V258H172ZM249 260V259H248ZM253 260V261H254ZM49 261V260H48ZM62 261V262H61ZM176 261V260H175ZM6 262V261H5ZM16 262V261H14ZM12 262V263H14ZM10 264H12L11 262H8ZM251 263V262H250ZM7 264V263H6ZM15 264V263H14ZM51 264V263H50ZM76 264V263H75ZM248 264V263H247ZM255 264V263H254Z\"/></svg>",
	"mask_w": 264,
	"mask_h": 264
}]
</instances>
